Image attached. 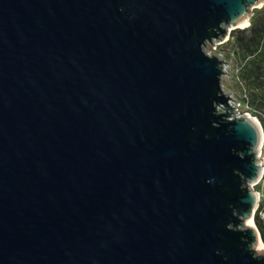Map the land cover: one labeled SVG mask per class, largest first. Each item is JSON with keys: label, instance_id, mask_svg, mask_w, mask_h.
Here are the masks:
<instances>
[{"label": "water", "instance_id": "water-1", "mask_svg": "<svg viewBox=\"0 0 264 264\" xmlns=\"http://www.w3.org/2000/svg\"><path fill=\"white\" fill-rule=\"evenodd\" d=\"M261 5L0 0V264H264V130L205 50Z\"/></svg>", "mask_w": 264, "mask_h": 264}, {"label": "rangeland", "instance_id": "rangeland-1", "mask_svg": "<svg viewBox=\"0 0 264 264\" xmlns=\"http://www.w3.org/2000/svg\"><path fill=\"white\" fill-rule=\"evenodd\" d=\"M263 5L260 7H253L250 8V13H253V15L249 18V22L247 25L239 26L238 28H232L230 30V37L225 43H218L216 41H213V43L216 45L213 47L210 42H207L208 51L205 47V50L209 54H216V55H223V60L226 62L230 61L229 66L226 69H223V72L229 73L234 75L233 77L228 76L227 74H223L222 77V84L221 86L222 90L225 93H232L231 95L232 99L239 101L238 104V114L239 115H245L248 114L249 116L255 118L262 126L264 130V103H259V97L262 93V88H259L256 80L254 78H248V74H246V69L248 66V69H251L252 64H250L251 58H243V55L237 56L234 55V51H236V45L235 40H232V32L234 30L238 29H245L251 25V18L256 14V11L260 10ZM255 80V81H254ZM257 98L254 103H252L251 97ZM232 105H237L234 101H231ZM261 160L264 163V144L262 146V152H261ZM253 188L259 192V202L258 206L256 208V212L258 208L260 207L261 202L264 201V174L260 180V182L253 186ZM255 212V214H256ZM262 217L264 218V214H262ZM262 244V243H261ZM264 245V244H262Z\"/></svg>", "mask_w": 264, "mask_h": 264}, {"label": "trees", "instance_id": "trees-1", "mask_svg": "<svg viewBox=\"0 0 264 264\" xmlns=\"http://www.w3.org/2000/svg\"><path fill=\"white\" fill-rule=\"evenodd\" d=\"M232 40H235L236 54L238 57L243 55V58L250 57L251 69H246L248 78H254L259 88H262L259 103H264V7L256 11V14L251 18V25L245 29H238L232 32ZM254 80V81H255ZM251 97L252 103L256 98ZM264 201L261 202L255 214V223L260 230L261 236L264 240Z\"/></svg>", "mask_w": 264, "mask_h": 264}, {"label": "built area", "instance_id": "built-area-1", "mask_svg": "<svg viewBox=\"0 0 264 264\" xmlns=\"http://www.w3.org/2000/svg\"><path fill=\"white\" fill-rule=\"evenodd\" d=\"M263 134H264V132H263ZM263 144H264V136H263V143H262V146H263ZM262 164H263V167H264V163H263V161H262ZM263 174H264V172H263ZM263 176V175H262ZM263 197H264V194H263ZM259 199H260V197H259Z\"/></svg>", "mask_w": 264, "mask_h": 264}, {"label": "bare ground", "instance_id": "bare-ground-1", "mask_svg": "<svg viewBox=\"0 0 264 264\" xmlns=\"http://www.w3.org/2000/svg\"><path fill=\"white\" fill-rule=\"evenodd\" d=\"M244 27V26H243ZM263 244V243H262ZM264 246V245H263Z\"/></svg>", "mask_w": 264, "mask_h": 264}]
</instances>
